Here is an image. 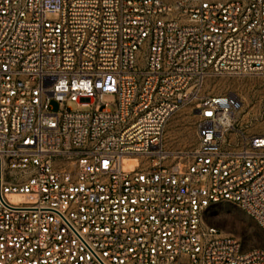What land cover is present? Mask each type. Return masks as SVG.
I'll list each match as a JSON object with an SVG mask.
<instances>
[{
  "label": "built area",
  "instance_id": "2783aa9c",
  "mask_svg": "<svg viewBox=\"0 0 264 264\" xmlns=\"http://www.w3.org/2000/svg\"><path fill=\"white\" fill-rule=\"evenodd\" d=\"M221 77L264 79V0H0V264H264L205 223L230 202L264 231V132Z\"/></svg>",
  "mask_w": 264,
  "mask_h": 264
},
{
  "label": "rangeland",
  "instance_id": "374dc122",
  "mask_svg": "<svg viewBox=\"0 0 264 264\" xmlns=\"http://www.w3.org/2000/svg\"><path fill=\"white\" fill-rule=\"evenodd\" d=\"M173 2L175 0H165ZM201 1H231V0H189L195 4ZM47 18L55 19L57 14L48 13ZM204 89L211 94L235 92L244 102L240 121L247 132H264V79L257 77H221L209 79ZM105 101H113L112 95L105 94ZM76 108V104H69ZM53 110L59 109V103L52 101ZM86 110L88 108H82ZM198 117L190 107L177 111L168 122L165 133V149L170 152L171 161H178L183 156L193 155L197 147ZM205 223L217 227L224 234H232L241 238L247 248L264 247V231L258 224L230 202L213 204L205 213ZM183 264H193L184 259Z\"/></svg>",
  "mask_w": 264,
  "mask_h": 264
}]
</instances>
